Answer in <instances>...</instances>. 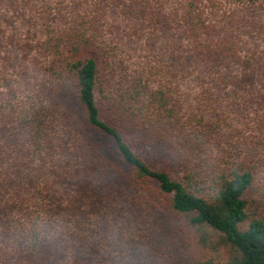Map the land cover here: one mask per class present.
<instances>
[{
  "label": "trees",
  "instance_id": "16d2710c",
  "mask_svg": "<svg viewBox=\"0 0 264 264\" xmlns=\"http://www.w3.org/2000/svg\"><path fill=\"white\" fill-rule=\"evenodd\" d=\"M7 2L0 264H111L105 201L164 203L194 264H264V56L218 19L264 0Z\"/></svg>",
  "mask_w": 264,
  "mask_h": 264
},
{
  "label": "rangeland",
  "instance_id": "374dc122",
  "mask_svg": "<svg viewBox=\"0 0 264 264\" xmlns=\"http://www.w3.org/2000/svg\"><path fill=\"white\" fill-rule=\"evenodd\" d=\"M225 7L231 12L234 9L233 16L222 18L220 14L218 19L240 26L243 44L252 50L250 54L264 56V6L239 8L224 2ZM17 15L7 0H0V65L10 66L7 59L10 40L18 34L15 25L19 30L21 24ZM9 70L12 71L11 67ZM261 182L264 184V176ZM153 206L147 211L131 213L123 211L116 202L105 201L99 214L94 215L99 218L104 247L113 260L111 264H194L201 251L191 229L164 203Z\"/></svg>",
  "mask_w": 264,
  "mask_h": 264
}]
</instances>
